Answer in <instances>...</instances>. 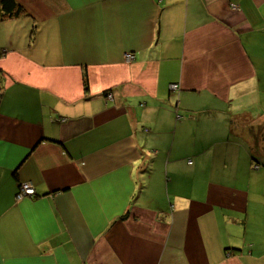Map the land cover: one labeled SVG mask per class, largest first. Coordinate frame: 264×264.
I'll use <instances>...</instances> for the list:
<instances>
[{
	"label": "crops",
	"instance_id": "obj_1",
	"mask_svg": "<svg viewBox=\"0 0 264 264\" xmlns=\"http://www.w3.org/2000/svg\"><path fill=\"white\" fill-rule=\"evenodd\" d=\"M16 1L0 264H264V0Z\"/></svg>",
	"mask_w": 264,
	"mask_h": 264
},
{
	"label": "trees",
	"instance_id": "obj_2",
	"mask_svg": "<svg viewBox=\"0 0 264 264\" xmlns=\"http://www.w3.org/2000/svg\"><path fill=\"white\" fill-rule=\"evenodd\" d=\"M25 9L23 6H21L16 0H0V21L6 19L7 17H12V16H18L21 13H24ZM86 84L87 80L86 77L84 78ZM255 136L260 137L258 133H256ZM257 150L259 152V146H256ZM255 161H256V157ZM255 166L259 167L261 166L259 163L255 162Z\"/></svg>",
	"mask_w": 264,
	"mask_h": 264
},
{
	"label": "built area",
	"instance_id": "obj_3",
	"mask_svg": "<svg viewBox=\"0 0 264 264\" xmlns=\"http://www.w3.org/2000/svg\"><path fill=\"white\" fill-rule=\"evenodd\" d=\"M126 56L129 59H133L134 58V54H132V53H127ZM170 87L172 89H178L179 88V85L177 83H172L170 85ZM107 99H109V100H112L113 99L112 93H108L107 94ZM62 120H65V119H62ZM35 193H36V190H35L34 186L31 183L24 182V183H21L19 185V189H18V193H17V198L18 199H21V198H23L24 196H27V195L32 196Z\"/></svg>",
	"mask_w": 264,
	"mask_h": 264
}]
</instances>
